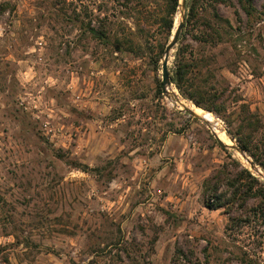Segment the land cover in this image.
<instances>
[{"label": "rangeland", "instance_id": "rangeland-1", "mask_svg": "<svg viewBox=\"0 0 264 264\" xmlns=\"http://www.w3.org/2000/svg\"><path fill=\"white\" fill-rule=\"evenodd\" d=\"M95 1L0 0V264H264L263 225L230 235L201 189L229 153L264 171L181 109L209 111L230 144L224 116L245 104L264 134V0L250 16L218 5L229 24L216 46L186 36L219 113L174 84L180 101L162 93L151 21L118 27L134 42L120 51L83 34L74 12L97 35Z\"/></svg>", "mask_w": 264, "mask_h": 264}, {"label": "trees", "instance_id": "trees-1", "mask_svg": "<svg viewBox=\"0 0 264 264\" xmlns=\"http://www.w3.org/2000/svg\"><path fill=\"white\" fill-rule=\"evenodd\" d=\"M236 1L247 16L252 14V0ZM95 3L97 35L90 34L94 28L87 10L83 11L82 19L79 13L74 12L73 20L80 24L82 33L101 39L120 51L125 45L132 47L134 42L118 27L126 26L129 19L135 20L138 25L151 21L160 35L155 52L157 67L174 30V15L179 0H96ZM220 4L235 6L232 0H185V23L173 53L174 68L169 73L171 82L184 97L203 109L217 113L226 112L227 109L224 101L220 100L222 94L215 84H208L205 78L197 74L198 58L194 56L186 36L190 35L197 43L211 46L222 42L224 36L219 29L229 21L219 13ZM235 12L239 15L237 10ZM226 113L224 120L228 129L253 162L264 171V134L260 133L262 119L245 104L232 107ZM213 141L223 148L216 139ZM227 157L229 161L221 163L202 180L204 205L209 209H221L226 214L225 231L230 235L239 234L246 227L254 231L258 226L264 227V180L254 175L232 154L229 153ZM88 169V166H82V170ZM261 233L255 234L261 237ZM263 241L255 240V244L261 246Z\"/></svg>", "mask_w": 264, "mask_h": 264}, {"label": "water", "instance_id": "water-1", "mask_svg": "<svg viewBox=\"0 0 264 264\" xmlns=\"http://www.w3.org/2000/svg\"><path fill=\"white\" fill-rule=\"evenodd\" d=\"M177 9L179 11V16H178L176 22H174V30L172 32V35H171L168 43L166 44V46L164 48V50L162 52V56H161V90H162V93L166 97H168V98L172 97V99L175 100L176 102L180 101L181 98L177 95L176 92L170 91V89H169V88H171L173 83L170 80L169 71L167 68V62H168V57H169L170 53L173 51V49L175 48V46L178 43L179 37H180L181 32H182L183 27H184V23H185V0H179V4H178ZM94 33L98 34L97 31H94ZM193 105L196 107H199L195 104H193ZM181 109L184 111H187L193 117L198 118V119L202 120L203 122L207 123L211 129L213 128V126H211L207 121H205L201 115H198L196 112H194L192 109L188 108L184 104L181 105ZM224 131L227 133V136H228L227 138L229 139L230 144L224 143L219 138V136L216 134V132H214L212 129V132L214 133V136H215L218 144L220 146H231L234 149H236L241 154L243 159L247 162L249 167L251 169L255 170V172H257V174L261 175V171L255 166V163L247 155L245 150L237 143V141L235 140V138L231 134L230 130L227 127H224Z\"/></svg>", "mask_w": 264, "mask_h": 264}, {"label": "bare ground", "instance_id": "bare-ground-1", "mask_svg": "<svg viewBox=\"0 0 264 264\" xmlns=\"http://www.w3.org/2000/svg\"><path fill=\"white\" fill-rule=\"evenodd\" d=\"M200 115L203 117L205 121H207L211 126H213L212 129H216L219 122L215 119V117L212 114H210L209 112H200Z\"/></svg>", "mask_w": 264, "mask_h": 264}, {"label": "built area", "instance_id": "built-area-1", "mask_svg": "<svg viewBox=\"0 0 264 264\" xmlns=\"http://www.w3.org/2000/svg\"><path fill=\"white\" fill-rule=\"evenodd\" d=\"M44 126L46 127V124H44Z\"/></svg>", "mask_w": 264, "mask_h": 264}]
</instances>
